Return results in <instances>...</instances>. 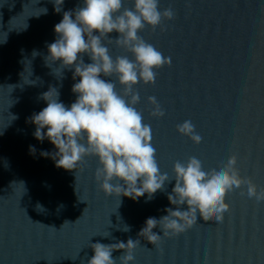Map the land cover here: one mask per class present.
Returning <instances> with one entry per match:
<instances>
[{
    "label": "water",
    "instance_id": "obj_1",
    "mask_svg": "<svg viewBox=\"0 0 264 264\" xmlns=\"http://www.w3.org/2000/svg\"><path fill=\"white\" fill-rule=\"evenodd\" d=\"M53 3L0 0V264H87L91 243L129 238L140 241L133 264H264V202L248 198L246 186L226 193L230 207L222 222L198 217L184 233L153 246L138 232L146 218L175 208L167 200L174 181L148 202L106 197L94 177V156L86 155L75 172L39 155L55 151L48 140L38 142L26 122L46 106L41 94L53 87L66 106L75 100L72 70L59 75V62L46 64L45 56L54 25L80 0H64L60 13ZM123 7L131 8L132 0ZM158 7L170 8L172 19L138 35L171 63L156 70L153 84L137 83L134 91L160 171L171 177L173 163L189 157L207 171L236 156L240 176L264 189V0H159ZM106 43L113 58L132 59ZM111 79L116 83L115 75ZM116 91L125 95L118 83ZM148 97L156 98L163 117L153 115ZM184 120L202 137L199 144L177 133ZM122 254L112 252L117 264Z\"/></svg>",
    "mask_w": 264,
    "mask_h": 264
},
{
    "label": "clouds",
    "instance_id": "obj_2",
    "mask_svg": "<svg viewBox=\"0 0 264 264\" xmlns=\"http://www.w3.org/2000/svg\"><path fill=\"white\" fill-rule=\"evenodd\" d=\"M63 3L54 0V12L60 13ZM158 5L159 0H132V7L125 8L123 0H80L74 9L63 11L53 27L56 37L46 45L45 61L59 62V75L60 69L72 70L75 100L66 106L59 91L50 87L41 94L46 106L26 119L34 125L32 135L38 142L48 140L53 145L55 151L41 150L39 155L51 158L55 167L76 172L86 155L94 156L99 165L94 177L106 197L123 196L133 202L145 197L148 202L158 190L163 191L166 182L174 181L167 200L175 208L166 207V215L159 219L146 218L138 232L153 246L161 238L184 233L198 217L222 222L230 207L225 200L228 192L246 186L248 198L264 202V189L257 190L250 179L240 176L236 156L207 171L196 157L174 162L171 177L160 171L151 143L152 129L135 107L139 94L134 91L137 83L153 84L156 70L171 63L170 57L138 35L145 26L155 29L163 18L172 19L173 11H161ZM113 32L115 38L109 35ZM106 41L126 49L132 59L127 55L113 58ZM36 54L34 51L33 56ZM85 56L90 62H85ZM113 75L125 95L116 91ZM148 100L154 105L153 115L163 117L156 98ZM176 131L195 144L202 140L190 120L178 124ZM35 153L36 148L29 145V154ZM138 244L139 239L131 238L114 244L91 243L93 255L87 264H117L112 252L118 249L123 250L119 264H133Z\"/></svg>",
    "mask_w": 264,
    "mask_h": 264
}]
</instances>
